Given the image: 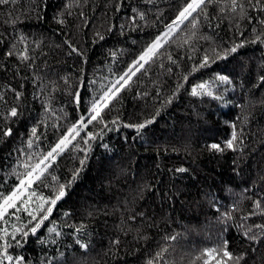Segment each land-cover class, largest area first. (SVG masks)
<instances>
[{
  "label": "trees",
  "instance_id": "trees-1",
  "mask_svg": "<svg viewBox=\"0 0 264 264\" xmlns=\"http://www.w3.org/2000/svg\"><path fill=\"white\" fill-rule=\"evenodd\" d=\"M184 3L16 0L0 6V66H6L0 67V129L13 130L12 137L0 139V192L8 194L18 184L12 170L24 171L25 150L46 151L63 129L88 115L91 102L166 30ZM243 3L251 23L240 18L239 9L229 10L230 0H220L207 8L211 24L201 19L196 29L182 26L174 34L147 70L102 110L104 123L88 126L94 133L104 124L108 128L90 141L82 169L84 154L77 149L69 147L57 157L44 183L32 186L37 197L29 210L42 203L40 195L52 197L59 184L67 185L79 174L54 206L51 222L38 231L39 240L32 236L11 254L23 255L30 264H148L157 253L162 258L156 257V264H204L208 257L197 258L226 240L235 256L244 254L241 264H264V242L242 235L252 228L264 236L255 227L264 225V13ZM97 32L105 39L99 40ZM65 41L83 56L69 55ZM239 44L243 46L227 59H216L213 50L223 55ZM9 50L12 57L5 55ZM24 50L31 68L19 58ZM205 54L211 57L209 64L199 68ZM222 75L231 82H221ZM199 84L207 87L192 95ZM10 88L22 91V100L14 99ZM77 91L80 104L74 102ZM42 104L52 111L46 113ZM12 106L20 110L16 118L7 116ZM153 118L139 133L124 127ZM53 124L61 125V131ZM33 126L46 137L27 149ZM233 131L236 151L210 148L213 143L223 146ZM80 147H86L82 141ZM256 200L260 208L254 206ZM17 215L19 221L11 215L0 221V229L12 232L13 224L27 222L26 213ZM52 227L60 235L50 233ZM77 239L88 248L81 249Z\"/></svg>",
  "mask_w": 264,
  "mask_h": 264
},
{
  "label": "snow or ice",
  "instance_id": "snow-or-ice-1",
  "mask_svg": "<svg viewBox=\"0 0 264 264\" xmlns=\"http://www.w3.org/2000/svg\"><path fill=\"white\" fill-rule=\"evenodd\" d=\"M16 0H0V6L8 5L9 3H15ZM146 3H153L154 0H145ZM220 2V0H185L184 5L177 10V14L175 17L167 24H165V31L158 34L146 47L142 50L139 57L134 60L128 68L123 71L120 75H118L117 79L111 83L110 87H107L106 90L103 91V94L98 98H95L91 102V107L88 110V115H82L76 122L72 123L71 126H68L66 129H63L61 135L56 140V142L49 146V148L41 152L39 154L30 153L27 150L24 152V156L26 157V161H22V165L24 171L22 173H17L15 169L12 170V174L15 175L18 179V184H16L12 190L8 194H3L0 192V221L5 220V218L9 215L16 218L17 221L21 219L17 213H26L28 220L27 222L17 225L13 224V231L9 232L7 228L0 229L3 232V235L0 236V264H30L29 261L23 255H13L10 253V249L15 248H23L27 243V240L35 236L37 240H39L38 231L44 226L45 221H50V216L53 212L54 206L58 201L62 200L67 195V189L70 187L71 183L75 181L78 176V172L74 173L71 180L68 184H59L58 190L53 194L52 197H44L43 195L39 196V200L42 202L37 205L32 210H29L31 202L35 200L37 197L36 191L32 188L34 184H43L44 179L47 177L48 169L51 168L55 162L57 157L63 154L69 147L77 149L82 152L83 159H80L81 169L85 165L89 151H90V141L97 140L103 135L105 129L108 128L107 124H104V128L101 129L100 133H94L88 131V126L95 123H104L102 118V110L109 107V103L118 96L121 90L130 86L132 78L137 75V73L141 72V70L146 71V65L149 64L154 57L159 53V50L164 47L165 44L171 42V38L174 34L181 30L182 26L191 25L193 29H196L201 22V19L208 21L211 24V17L207 12V8L209 5H216ZM248 6L251 7L253 11H258L260 13H264V0H247ZM239 9V16L243 19H248L251 23L253 18L248 14L247 8L245 7L243 0H230V11L232 13H236ZM120 10V6L118 5L116 11ZM133 12H136V9H132ZM220 13H224L225 9L220 8ZM140 19L145 18V13H138ZM135 23V17H130ZM62 22V21H61ZM261 24H264V20L260 21ZM108 31H112V28L109 27ZM99 40H104L105 37L101 35L99 32L96 33ZM195 35V33H193ZM243 35V33H241ZM23 37L21 40L23 41ZM65 44L69 48V55L76 54L77 56H83V53L74 46L70 41H65ZM243 44L234 45L233 47L226 49L221 55L219 52L213 50L216 59H227V57L236 53L238 47H242ZM13 47H15L13 45ZM6 56L12 57L14 52L9 50L5 53ZM111 55L113 57L116 56V52H112ZM22 61L27 62L25 67L31 68V58L27 54V50H24L20 54L19 57ZM171 59V57H169ZM211 57L207 54L202 58L199 63V68H205L208 66ZM175 63V61H173ZM6 67V66H0ZM197 69H193L196 71ZM27 79V77H25ZM186 79V77H185ZM218 79L224 83H230L229 78L227 76H219ZM262 83H264V76L260 77ZM67 83V81H65ZM23 87V85H21ZM83 87H87L86 84ZM179 87V86H178ZM207 87L206 84H199L195 88L192 89V95H197V89H205ZM14 95V99L22 100L23 92L17 90L15 88H10ZM211 95V92L207 93ZM74 102L80 104L81 96L79 91L73 94ZM4 97L0 95V100H3ZM170 102V101H169ZM42 108L47 113L52 111L51 109L45 107L42 104ZM20 115V110L16 106H12L7 113V116L10 118H16ZM158 115V113H157ZM59 119V117L57 118ZM113 124L117 123V121L113 120ZM154 123L153 119H147L142 123H138L135 125H124V127L134 128L137 133L140 130L147 128L149 125ZM43 124V122H41ZM53 128H56L57 131H61L62 126L59 124H53ZM81 131H84L85 135L81 136ZM13 136V130L10 127L0 129V139H7ZM46 137V134L41 130L40 134H38V128L33 126L30 131L29 138L27 139V149H32L36 145L34 141H41V137ZM79 137V141L77 138ZM238 136L235 131L232 133V138L225 142L223 146L217 143H213L210 145V148L213 151L223 153L226 150L236 151L235 141H237ZM76 141V143H73ZM80 141L86 147H80ZM104 148H108L107 144L103 145ZM17 151H20L17 149ZM177 171L183 173L186 171L184 168H179ZM55 179V177H53ZM3 181L0 180V187H2ZM47 187V185H45ZM254 206L256 208L261 207V201H254ZM67 215V214H66ZM142 215V214H141ZM227 215V214H225ZM136 217L133 216L134 220ZM256 228L260 229L261 232H264V225H256ZM50 233H55L56 235H60L59 232L56 231L54 227L48 228ZM242 235L251 242H264V236H257L252 228H249L247 231L243 232ZM170 239H175V237H170ZM43 243V241H40ZM55 242V241H53ZM77 245L81 249H87L88 244L86 242H81V240H76ZM115 244H118L119 241H114ZM162 252L166 251L165 249L161 250ZM156 257H161L160 253L156 254ZM156 257L148 261V264H156ZM204 257H208L209 259L204 260V264H241L244 260V254L240 256H235L231 251L228 250V241H222L221 246L216 249H208L202 253V257L197 259H202Z\"/></svg>",
  "mask_w": 264,
  "mask_h": 264
}]
</instances>
